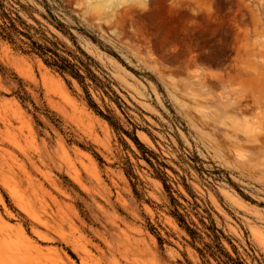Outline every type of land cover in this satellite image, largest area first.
Instances as JSON below:
<instances>
[{
    "label": "rangeland",
    "instance_id": "obj_1",
    "mask_svg": "<svg viewBox=\"0 0 264 264\" xmlns=\"http://www.w3.org/2000/svg\"><path fill=\"white\" fill-rule=\"evenodd\" d=\"M140 2L0 0V264H264V0Z\"/></svg>",
    "mask_w": 264,
    "mask_h": 264
},
{
    "label": "trees",
    "instance_id": "obj_2",
    "mask_svg": "<svg viewBox=\"0 0 264 264\" xmlns=\"http://www.w3.org/2000/svg\"><path fill=\"white\" fill-rule=\"evenodd\" d=\"M0 18L3 20V23L0 24V37L4 40H7L9 42H11L12 44H16V39H19V36L22 35L24 37H26L28 40H32V37L29 35V32H25L22 31L21 29H19V27H17L16 23L5 13L4 11V6L0 3ZM22 44L27 45L25 49V47L20 46L19 48L26 52V53H33L38 55L39 57H41L44 60V63L56 70L58 73L65 75L68 74L70 76H72L73 78H75L76 80H78L81 84H84V80H85V76H83L81 74V69L76 66L75 64L71 63L68 59H66L65 57H62L58 52H57V48H56V44H53V46L56 49H53L51 47H47V46H42L39 45L37 42L35 41H31V44L28 45L27 43L21 41ZM94 80H98L97 77L95 75H93ZM88 98H89V105L90 107H92L94 110H96V112L102 116L103 118H105L106 120H108L112 125L115 126L114 123H112V119L108 116L103 115L102 112L97 111V106L94 104V102L92 101L89 93H87ZM22 99V101H26L25 97L20 98ZM136 143L139 144L140 146H142L137 139ZM179 221L181 223L185 224V220L183 218V216L179 215ZM188 232L194 236V237H199L198 233L196 231H194L193 229H190L189 227H187ZM215 238L217 240H219L218 236H215ZM208 249L210 248L209 246H206ZM229 262H231L232 264H242L236 260H233L232 258L228 257Z\"/></svg>",
    "mask_w": 264,
    "mask_h": 264
},
{
    "label": "bare ground",
    "instance_id": "obj_3",
    "mask_svg": "<svg viewBox=\"0 0 264 264\" xmlns=\"http://www.w3.org/2000/svg\"><path fill=\"white\" fill-rule=\"evenodd\" d=\"M145 2L147 1V0H144ZM144 2V3H145ZM229 106V105H228ZM229 109L231 108L230 106L228 107ZM229 109H228V112H229ZM235 111H236V108H235ZM250 111V108H249V106H246L245 108H243L242 110H241V112L242 113H248ZM232 113L234 112V111H231Z\"/></svg>",
    "mask_w": 264,
    "mask_h": 264
},
{
    "label": "snow or ice",
    "instance_id": "obj_4",
    "mask_svg": "<svg viewBox=\"0 0 264 264\" xmlns=\"http://www.w3.org/2000/svg\"><path fill=\"white\" fill-rule=\"evenodd\" d=\"M140 7H143V0H141L140 4H139Z\"/></svg>",
    "mask_w": 264,
    "mask_h": 264
}]
</instances>
